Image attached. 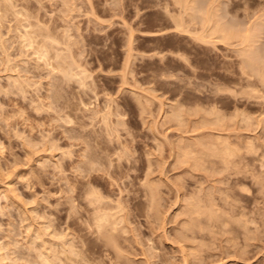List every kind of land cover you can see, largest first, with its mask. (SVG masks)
Instances as JSON below:
<instances>
[{
    "label": "rangeland",
    "instance_id": "1",
    "mask_svg": "<svg viewBox=\"0 0 264 264\" xmlns=\"http://www.w3.org/2000/svg\"><path fill=\"white\" fill-rule=\"evenodd\" d=\"M4 1L0 264H264V0Z\"/></svg>",
    "mask_w": 264,
    "mask_h": 264
},
{
    "label": "bare ground",
    "instance_id": "2",
    "mask_svg": "<svg viewBox=\"0 0 264 264\" xmlns=\"http://www.w3.org/2000/svg\"><path fill=\"white\" fill-rule=\"evenodd\" d=\"M0 1H1V0H0ZM14 1H15V0H14ZM14 1L12 0V3H11V4L14 5V3H16V2H14ZM89 1H90V0H89ZM180 1H181V0H180ZM190 1H191V0H190ZM3 2H4L5 7L2 6L3 4L0 2V4H1V5H0V12H2V14L0 15V17H1V16L3 15V13H5V12L9 15V14H10V13H9V12H10L9 10H13V8L10 9L11 7H10V6H7L8 4H5V3H9L8 1L6 2V1L3 0ZM247 2H248V1H247ZM178 3H179V2H178ZM11 4H10V5H11ZM16 4H17V3H16ZM184 4H185V3H184ZM1 6H2V7H1ZM15 6H16V5H15ZM8 7H9V10H8ZM14 8H15V7H14ZM191 8H192V7H191ZM193 8H194V7H193ZM194 9H195V8H194ZM14 10H15V9H14ZM93 10H94V9H93ZM93 10H91V11H93ZM7 11H9V12H7ZM16 11H17V10H16ZM21 11H23V10H21ZM13 12H14V11H13ZM13 12L11 13V15L14 14ZM188 12H189V11H188ZM210 12H211V11H210ZM6 13H5V14H6ZM16 13H17V12H16ZM208 13H209V12H207V14H208ZM5 14H4L3 16H7V15H5ZM21 14H22V13H21ZM92 14H93V13H92ZM196 14H197V13H196ZM14 15H15V14H14ZM22 15H23V14H22ZM22 15H21V16H22ZM3 16H2V17H3ZM23 16H24V15H23ZM93 16H95V15H93ZM194 16H195V15H194ZM198 16H199V15H198ZM207 16H208V15H207ZM2 17H1V18H2ZM183 17H184V16H183ZM204 17H205V15H204ZM262 17H263V16H262ZM14 18H17V17H14ZM181 18H182V17H181ZM181 18H180V19H181ZM211 18H212V17H211ZM217 18H218V17H217ZM27 19H28V18H27ZM2 20H3V18H2ZM2 20H1V21H2ZM21 20H22V19H21ZM259 20H260V19H259ZM22 21H23V20H22ZM28 21H29V20H28ZM187 21H188V20H187ZM2 22H3V21H2ZM17 22H18V21H17ZM26 22H27V21H26ZM32 22H33V21H32ZM96 22H97V21H96ZM204 22H205V21H204ZM0 23H1V22H0ZM29 23H30V22H29ZM36 23H37V22H36ZM192 23H193V22H192ZM19 24H20V22H19ZM33 24H34V23H33ZM27 25H28V24H27ZM30 25H31V23H30ZM30 25H29V26H30ZM180 25H181V23H180ZM180 25L178 24V27H181ZM191 25H192V24H191ZM218 25H219V24H218ZM259 25H260V24H259ZM262 25H263V24H262ZM20 26H21V25H19V27H20ZM38 26H39V25H38ZM183 26H184L183 28H185L186 24H185V25L183 24ZM247 26H248V25H247ZM17 27H18V26H17ZM17 27H16V28H17ZM33 27H34V25H33ZM218 27H219V26H218ZM218 27H215V28L219 29ZM262 27L264 28V26H262ZM1 28H2V26H1ZM20 28H21V27H20ZM30 28H31V27H30ZM35 28H36V27H35ZM50 28H51V27H50ZM50 28H49V29H50ZM232 28H233V27H232ZM237 28H238V27H237ZM259 28H261V27L259 26ZM37 29H39V28H37ZM213 29H214V28H213ZM22 30H23V29H22ZM26 30H27V29H26ZM177 30H178V29H177ZM181 30H182V28H181ZM183 30H184V29H183ZM186 30H187V28L185 29V31H186ZM221 30H222V29H221ZM18 31H19V30H18ZM28 31H29V30H28ZM37 31H38V30H37ZM228 31H229V28H228L227 32H228ZM248 31H250V30H248ZM13 32H15V31H13ZM24 32H25V31H24ZM53 32H54V31H53ZM205 32H206V31H205ZM227 32H225V33H227ZM229 32H231V30H230ZM20 33H21V32H20ZM25 33H26V32H25ZM35 33H36V32H35ZM35 33H32V30H31V32H27V33H26L27 36H28V38H26L27 36L24 35V34H23V37H22V38H23V40H25V41L28 43V46H30V48H32L31 46H33V49H34L36 55L38 56V58L43 60V59L46 58L45 56H47V55H46V54L48 53L47 47H48L49 45L46 47V42H45V43H44L43 41L40 42L41 40H40V41H37V40H39V39H37V38L40 36L42 39H43V38L47 39L46 37H48V35L45 34V33L42 31V29H39V33H38L37 35H36ZM55 33H56V32H55ZM184 33H185V32H184ZM221 33H222V32H221ZM231 33H232V32H231ZM1 34H2V33H1ZM1 34H0V35H1ZM7 34H9V33H7ZM13 34H14V33H13ZM31 34H32V35H31ZM34 34H35L36 36H34ZM208 34H209V33H208ZM247 34H248V33H247ZM247 34L245 35L246 38H245V39L243 38L244 40L250 38V35H248V38H247ZM56 35H57V34H56ZM190 35H191V34H190ZM197 35H198V34H197ZM210 35H211V34H210ZM222 35H223V36H222ZM235 35H236V32H235ZM37 36H38V37H37ZM191 36H192V35H191ZM208 36H209V35H208ZM224 36L226 37L225 34H221V37H224ZM233 36H234V35H233ZM34 37H35V38H34ZM57 37H58V36H57ZM211 37H212V36H211ZM230 37H231V36H230ZM10 38H11V37H10ZM16 38H17V37H16ZM16 38H15V39H16ZM41 38H40V39H41ZM54 38H55V37H54ZM200 38H201V37H200ZM203 38H204V37H203ZM240 38H241V36H240ZM1 39H2V38H1ZM36 39H37V40H36ZM51 39H53V38H51ZM204 39H205V38H204ZM237 39H238V37H237ZM43 40H44V39H43ZM67 40H68V39H67ZM211 40H212V39H211ZM211 40H210V41H211ZM5 41H6V40H5ZM25 41H24V42H25ZM53 41H54V40H53ZM68 41H69V40H68ZM250 41H251V39H250ZM262 41H263V40H262ZM21 42H23V41H21ZM56 42H57V41H56ZM208 42H209V41H208ZM247 42H248V41H247ZM1 43H2V40H1ZM1 43H0V44H1ZM53 43H54V42H53ZM57 43H59V42H57ZM214 43H215V42H214ZM239 43H240V42H239ZM34 44H36V46H34ZM55 44H56V43H55ZM242 44H244V41L242 42ZM261 44H262V43H261ZM261 44H260V45H261ZM25 45H26V44H25ZM57 45H58V44H57ZM2 46H3V45H2ZM19 46H20V45H19ZM213 46H214V45H213ZM51 47H52V45H51ZM51 47H48V48H51ZM1 48H2V47H0V49H1ZM55 48H56V47H55ZM3 49H4V48H3ZM250 49H251V48H250ZM255 49H256V48H255ZM64 50H65V49H64ZM251 50H252V49H251ZM254 51H255V50H254ZM2 52H3V51H2ZM49 52H50V51H49ZM53 52H54V51H53ZM60 52H61V49H60ZM256 52H257V51H256ZM50 53H52V52H50ZM55 53H56V52H55ZM61 53H64V51L61 52ZM3 54H4V53H3ZM64 54H65V53H64ZM64 54H62V55H64ZM66 54H67V53H66ZM70 54L72 55V53H70ZM58 55H59V52H58ZM260 55H261V54H260ZM31 56H32V55H31ZM65 56H66V55H65ZM251 56H252V55H251ZM257 56H258V55H257ZM26 57H27V56H26ZM28 57H29V56H28ZM48 57H49V56H48ZM254 57H255V56H254ZM251 58H252V57H251ZM52 59H53V58H52ZM52 59H51V60H52ZM65 59H66V58H65ZM72 59H73V58H72ZM246 59H247V58H246ZM249 59H250V58H249ZM253 59H255V58H252V63L254 62ZM73 60H74V59H73ZM76 60H77V59H76ZM250 60H251V59H250ZM27 61H28V60H27ZM31 61H32V60H31ZM55 61H57V60H55ZM65 61H66V60H65ZM74 61H75V60H74ZM47 62H48V61H47ZM59 62H60V61H59ZM62 62H63V61H62ZM72 62H73V61H72ZM32 63H33V61H32ZM48 63H49V62H48ZM57 63H58V62H57ZM73 63H74V62H73ZM77 63H78V62H77ZM51 64H52V63H51ZM55 64H56V63H55ZM60 64H63V63H60ZM64 64H65V62H64ZM67 64H68V63H67ZM256 65H257V64H256V62H255V66H256ZM259 65H260V64H259ZM36 66H37V65H36ZM49 66H50V65H49ZM54 66H55V65H54ZM59 66H60V65H59ZM62 66H63V65H62ZM261 66H262V64H261ZM239 67H240V66H239ZM246 67H247V66H246ZM257 67H258V66H257ZM257 67H256V68H257ZM48 68H50V67H48ZM58 68H59V67H58ZM62 68H63V67H61V69H62ZM64 69H65V68H64ZM75 69H76V68H75ZM80 69H81V67H80ZM257 69H258V68H257ZM260 69H261V68H260ZM262 70H263V68H262ZM262 70H259L260 73H261V76H260V77H262V80L264 81V73L262 72ZM62 71L66 72L65 70H62ZM77 71H78V69H77ZM80 71H81V70H80ZM79 73H80V72H79ZM81 73L83 74L82 71H81ZM81 73H80V74H81ZM75 74H76V73H75ZM77 74H78V73H77ZM84 74H86V76H87L88 73H85V72H84ZM253 74H254V73H253ZM56 75H57V74H56ZM66 75H67V74H66ZM81 76H83V75H81ZM255 76H256V77H259L258 75H255ZM65 78H67L66 80H68V79L71 80V79H72V77L69 78L68 76L65 77ZM78 78H79V77H78ZM81 78H82V77H81ZM81 78H80V79H81ZM77 80H78V79H77ZM83 80H84V79H83ZM24 82H25V81H24ZM239 83H240V82H239ZM84 84H85V82H84ZM250 84H251V86H252V83H250ZM253 84H254V83H253ZM18 85H19V84H18ZM214 85H215V84H214ZM59 87H60V86H59ZM82 87H83V86H82ZM50 88H51V87H50ZM60 92H61V91H60ZM44 101H46V100H44ZM46 107H47V106H46ZM66 108H67V107H66ZM68 109H69V108H68ZM60 111H61V110H60ZM65 111H66V110H65ZM21 112H22V111H21ZM21 112H20V113H21ZM172 113H173V112H172ZM174 113H175V112H174ZM96 114H97V113H96ZM98 114H99V113H98ZM109 114H110V113H109ZM240 115H241V114H240ZM60 116H61V115H60ZM103 116H104V115H103ZM10 117H11V116H10ZM219 117H220V116H219ZM5 118H6V117H5ZM179 118H180V117H179ZM246 118H247V117H246ZM71 119H72V118H71ZM4 120H5V119H4ZM68 120H70V119H68ZM212 120H213V119H212ZM105 121H106V120H105ZM103 122H104V121H103ZM64 123H65V122H64ZM209 135H210V134H209ZM88 136H89V135H88ZM118 136H119V135H118ZM81 137H82V136H81ZM89 137H90V136H89ZM73 138H74V137H73ZM91 139H93V138L91 137ZM94 139L97 140L98 138H94ZM76 140H77V139H76ZM84 140H85V138H84ZM98 141H99V139H98ZM84 142H85V141H84ZM84 142H83V143H84ZM86 142H87V140H86ZM96 142H97V141H96ZM100 142H101V140H100ZM102 142H104V140H102ZM102 142H101V143H102ZM97 143H98V142H97ZM101 143H100V144H101ZM85 144H86V143H85ZM123 144H124V143H123ZM126 145H127V144H126ZM126 145H125V146H126ZM96 146H97V145H96ZM98 146H99V144H98ZM98 146H97V148H98ZM127 147H129V146H127ZM83 149H85V148H83ZM95 149H96V148H94V150H95ZM98 149H99V148H98ZM124 149H128V148H125V147H124ZM81 150H82V149H81ZM81 150H80V152H81ZM96 150H97V149H96ZM99 150H100V149H99ZM84 151L87 153V154H85V152H84V154L88 157V159H86V160H88V161H87L86 163L84 162V163L86 164V165L83 166V167H85L84 169H83L82 166L80 165L81 169H83V170L86 169L87 172H89V173H90L91 171H95L94 173H92L93 175H94L96 172H97V173H96L97 175H99L98 172H100V171H101L100 174H103L102 172H105V173H104V176H106V173L108 172V169H107V168H106L107 170L105 169V170L107 171V172H106V171L104 170L105 167L103 168V165H100L101 163H99V160H98L99 158L97 159L98 162H96L97 160H96V158L94 157V156H96V154L98 155V153L96 152V154H95L94 156H92V155H88V154H90V152L88 153V151H86V149H85ZM124 151H125V152H124ZM124 151H123V152L126 153V150H124ZM82 152H83V151H82ZM82 152H81V153H82ZM100 152H101V151H100ZM109 152H110V151H109ZM127 152H128V150H127ZM111 153H112V152H111ZM100 154H101V153H100ZM108 154H109V153H108ZM108 154H107V156H109ZM81 155H82V154H80L79 156H81ZM85 155H84V157H86ZM98 156H99V155H98ZM107 156H106V157H107ZM112 156H113V154H112ZM115 156H116V154H115ZM213 156H214V155H213ZM221 156H222V155H221ZM223 156H224V155H223ZM81 157H82V156H81ZM87 157H86V158H87ZM96 157H97V156H96ZM100 157H101V156H100ZM120 157H122V156H120ZM82 158H83V157H82ZM101 158H102V157H101ZM109 158H110V156L108 157V159H109ZM112 158H113V157H112ZM223 158H224V157H223ZM223 158H222V159H223ZM224 160H226V159H224ZM79 161H80V160H79ZM104 161H108V160H105V159H104ZM112 161H113V159H112ZM110 162H111V161H110ZM113 162H114V161H113ZM113 162H112V163H113ZM82 163H83V162H82ZM95 163H96V164L99 163V165L101 166V168H100V166H98L99 168H95V167H94V166H95V165H94ZM105 163H106V162H105ZM107 163H108V162H107ZM112 163H108V164H112ZM77 164H78V163H77ZM80 164H81V162H80ZM108 164H107V165H108ZM117 164L120 165V163H117ZM117 164H116V165H117ZM82 165H83V164H82ZM97 165H98V164H97ZM97 165H96V166H97ZM114 165H115V164L113 163V166H114ZM72 166H73V165H72ZM72 166H71V167H72ZM109 166H110V165H109ZM113 166L111 165V167H113ZM39 167H40V166H39ZM78 167H79V166H77L76 168H78ZM115 167H116V166H115ZM117 167H118V166H117ZM117 167H116V168H117ZM73 168H74V167H73ZM101 169H103L104 171L101 170ZM113 169H114V167H113ZM118 169H119V167H118ZM118 169H115L116 172L118 171ZM120 169H121V167H120ZM76 170H77V169H76ZM119 171H120V170H119ZM72 172H73V171H72ZM77 172H78V170H77ZM81 172H82V171H81ZM87 172L84 171V174L87 173ZM110 172H111V171H110ZM79 173H80V172H79ZM121 173H122V172H121ZM124 173H125V172H124ZM84 174H83V175H84ZM108 174H109V175H111V174L114 175V172H113V173L111 172V174L108 172ZM108 174H107V175H108ZM115 174H116V173H115ZM118 174H119V173H118ZM80 175H81V174H80ZM80 175H79V176H80ZM83 175H81V176H83ZM97 175L92 176L91 173H90V174H88V176H87V174H85L86 177H85V176L83 177V178H86L85 181L83 180V181L85 182L84 184H86V181L88 180L87 177L89 178V180L87 181L88 184H90V183H92V182H94V184H95V182H97V181H96V180H97V177H98ZM109 175H108V176H109ZM96 176H97V177H96ZM101 176H102V175H101ZM101 176L99 175V178H100V179H104L103 177L101 178ZM108 176H106V179H107ZM114 176H118V175L116 174V175H114ZM119 176H120V175H119ZM81 178H82V177H81ZM109 178H110V177H109ZM111 178H112V177H111ZM111 178H110V179H111ZM106 179H105V182H107ZM110 179H109V180H110ZM117 179H118V178H117ZM81 180H82V179H81ZM107 180H108V179H107ZM78 181H79V180H78ZM110 181H112V183H111V182L108 183V185H110V187H109V188L106 187L107 189H112V191H113V190H114L113 188H115L117 185H120V184H115L116 182L113 183V181H115V180H110ZM116 181H117V180H116ZM81 182H82V181H81ZM82 183H83V182H82ZM88 184H87V185H83V186H85L84 189L82 188V186L80 187L81 189H83V191L86 193V195H87V194H90V192L92 191V187H93V186H91L92 184H90V188H91V190H90V192L87 193L86 190H88V188H89V185H88ZM111 184H112V185H111ZM113 184H115V187H112V186H114ZM150 184H152V183H150ZM105 185H106V184H105ZM108 185H107V186H108ZM121 185H122V184H121ZM172 185H173V184H172ZM86 186H88V188H87ZM94 186H96V184H95ZM124 186H126V185H124ZM149 186L151 187V185H149ZM152 186H154V185H152ZM11 188H12V187H11ZM74 188H75V187H74ZM74 188H73V190H74ZM90 188H89V189H90ZM81 189H79V190H81ZM117 189H118V188H117ZM154 189H155V190H154ZM16 190H17V189H16ZM121 190H122V189H121ZM153 190H154L153 192H155V191L157 190V188L154 187ZM219 190H220V189H219ZM223 190H224V189H223ZM83 191H81L80 193H82ZM88 191H89V190H88ZM224 191H225V190H224ZM11 192H12V191H11ZM74 192H75V190H74ZM84 192H83V193H84ZM94 192H95V191H94ZM94 192L92 191L91 193H92L94 196H95V194H97V198H96V196L93 197V198H94V199L96 198V200L100 202V205L98 204V205H99L98 207L100 208L101 206H103L102 202L106 203L105 201H108V199H107V200H104V199L102 198V202H101V201H100V199H101L100 197H102L101 194H100V197H99V196H98V191H96L97 193H94ZM157 192H158V191H157ZM77 193H78V192H77ZM85 193H84V195H85ZM119 193H120V191H119ZM155 194H157V193H155ZM158 194H159V193H158ZM210 194H211V193H210ZM73 195H74V194H73ZM77 195H80V194L78 193ZM77 195H75L76 198L73 196V199H78L79 197L77 198ZM84 195L82 194L81 197L84 198V197H85ZM159 195H160V194H159ZM0 196H1V193H0ZM152 196L154 197V194L151 195V199H152ZM204 196H206V194H205ZM157 197H158V195H156V198H157ZM209 197H212V196L209 195ZM88 198H89V197H88ZM90 198H91V197H90ZM99 198H100V199H99ZM156 198H155V199H156ZM207 198H208V195H207ZM79 199H80V198H79ZM200 199H201V197H200ZM202 199H203V198H202ZM204 199H205V197H204ZM92 200H93V199H92ZM103 200H104V201H103ZM198 200H199V199H198ZM198 200H197V201H198ZM212 200H213V198H212ZM72 201H73V200H72ZM125 201H126V199H124V202H123V203H127V202H125ZM151 201H152V200H151ZM200 201H201V200H200ZM210 201H211V199H210ZM226 201H227V200H226ZM68 202H70V205H72L73 203L76 202V200L73 201V202H71V201H68ZM90 202H91V201H90ZM95 202H96V201L94 200V203H95ZM227 202H228V201H227ZM77 203H79V201H78ZM81 203H82V202H81ZM94 203H91V204H94ZM108 203H109V202H108ZM208 203H209V201H208ZM210 203H211V202H210ZM212 203H214V200H213ZM224 203H225V202H224ZM75 204H76V203H75ZM83 204H84V203H83ZM106 204H107V203H106ZM109 204H110V203H109ZM109 204H108L107 208H108L109 206L112 207V205H113L112 203H111L110 205H109ZM197 204H198V203H197ZM197 204H196V205H197ZM200 204H201V202H200ZM200 204H199V205H200ZM225 204H226V203H225ZM227 204H228V203H227ZM73 205H74V204H73ZM78 205H79V204H78ZM95 205H97V203H96ZM95 205H94V206H95ZM126 205H127V204H126ZM199 205H198V206H199ZM202 205H203L202 207H205V206H206V205L204 206V203H202ZM213 205H214V204H213ZM213 205H212V207H213ZM223 205H224V204H223ZM228 205H229V204H228ZM232 205H233V204H232ZM113 206H114V205H113ZM118 206H119V205H118ZM123 206H124V205H123ZM209 206H210V205H209ZM230 206H231V205H230ZM72 207H73V206H72ZM84 207H85V206H84ZM86 207H87V206H86ZM98 207H96V208H98ZM111 207H110V208H111ZM114 207H115V206H114ZM114 207H113V208H114ZM119 207H120V206H119ZM196 207H197V206H196ZM196 207H195V208H196ZM200 207H201V206H200ZM231 207H232V206H231ZM70 208H71V206H70ZM81 208H82V207H81ZM96 208L94 207L93 209H91V210H92V212H91L90 208L88 207L87 209H89L90 212H87V213H93V212H94L93 210H95ZM101 208H103V207H101ZM101 208L99 209L100 211H101V210H102V211L105 210V209H101ZM116 208H118V207H116ZM116 208H114V209L116 210ZM121 208L123 209V208H125V206H124V207L121 206ZM121 208H120L119 210H121ZM210 208H211V206H210ZM7 209H8V208H7ZM126 209H127V208H126ZM126 209L124 210V212L126 211ZM196 209H197V208H196ZM196 209H195V210H196ZM201 209H203V208H201ZM207 209H208V208H207ZM207 209H205V210H207ZM34 210H35V209H34ZM129 210H130V209H129ZM129 210H128V212H129ZM210 210H211V209H210ZM212 210H213V208H212ZM231 210H232V209H231ZM235 210H236V209H235V207H234V211H235ZM237 210H239V209H237ZM84 211H85V210H84ZM97 211H98V209H97ZM100 211H98V213L102 215V211H101V212H100ZM117 211H118V210H117ZM117 211H116V212H117ZM201 211H202V210H201ZM207 211H208V210H207ZM207 211H206V212H207ZM119 212H120V213H121V212L123 213V210H122V211H119ZM199 212H200V210H199ZM202 212L204 213V210H203ZM206 212H205V213H206ZM209 212H210V211H209ZM209 212H207V213L209 214ZM242 212H243V210H242ZM81 213H83V212H81ZM85 213H86V212H85ZM126 213H127V212H126ZM129 213H131V210H130ZM197 213H198V210H197ZM211 213H212V212H211ZM213 213H214V212H213ZM235 213H236V212H235ZM240 213H241V210H240ZM105 214H106V212H105ZM103 215H104V214H103ZM103 215L101 216V218L104 217L105 220H106V219L108 220V218H109V217L106 218L105 216H110V217L112 218L111 215H108V214H106L105 216H103ZM118 215H119V214H118ZM127 215H128V214H127ZM129 215H130V214H129ZM129 215H128V216H129ZM199 215H200V213H199ZM98 217H100V215H99ZM210 217H211V214H210ZM210 217H209V218H210ZM124 218H125V217H124ZM99 219H100V218H99ZM99 219H98L99 222L97 221L98 224L100 223V220H99ZM107 220H106V221H107ZM88 221H89V220H88ZM108 221L111 223V220H108ZM123 221H124V220H123ZM209 221H210V220H209ZM101 223H102V222H101ZM101 223H100V224H101ZM98 224H97L98 228H99V226H103V225H104V223H102V225H100V224L98 225ZM106 224H107V223H106ZM107 225H109V224H107ZM103 227L105 228V226H103ZM199 228H200V227H199ZM100 229H101V227L99 228V231H100ZM107 229H108V228H107ZM39 230H40V229H39ZM101 230H102V229H101ZM103 231H106V230L103 229ZM96 233H98V232H96ZM102 233H103V232H102ZM105 233H106V232H105ZM100 234H101V233H100ZM103 234H104V233H103ZM107 234H108V236L111 235V234L109 235V232H108ZM133 234H134V233H133ZM105 235H106V234H105ZM105 235H104V236H105ZM61 238H62V237H61ZM109 238H111V237H109ZM109 238L107 237V239H109ZM107 239H106V240H107ZM102 240H103V239H102ZM106 240H105V241H106ZM110 240H112V238H111ZM107 241H109V240H107ZM107 241H106V242H107ZM3 243H4V242H3ZM15 244H16V242L14 243V245H15ZM60 245H61V244H60ZM105 245H106V244H105ZM16 246H17V244H16ZM64 246H65V245H64ZM66 246H67V245H66ZM69 246H70V245H69ZM69 246H68V247H69ZM62 247H63V246H62ZM83 247H84V245H83ZM1 248H2V247H1ZM11 248H12V247H11ZM63 248H64V247H63ZM69 249H71V246L69 247ZM74 249H75V248H74ZM84 249H85V248H84ZM84 249H83V250H84ZM58 250H59V249H58ZM55 251H56V250H55ZM72 251H73V250H72ZM81 251H82V250H81ZM86 252H87V251L85 250V253H86ZM2 253H3V252H2ZM74 253H77V252H73V254H74ZM16 255H17V254H16ZM81 255H82V254H81ZM5 256H6V255H5ZM36 256H37V255H36ZM57 256H58V254H57ZM84 256H85V255H84ZM90 257H91V256H90ZM6 258H7V256H6ZM37 258H38V256H37ZM53 258H55V256H54ZM82 258H83V256H82ZM84 258H85V257H84ZM50 259H51V258H50ZM50 259H49V260H50ZM56 259H57V258H56ZM3 260H4V257L0 256V263H1ZM29 260H30V259H29ZM49 260H48V261H49ZM59 260H60V259H59ZM74 260H75V259H74ZM74 260H72V261H73V264H74ZM84 260H85V259H84ZM88 260H89V259H88ZM42 261H43V259H42ZM42 261L40 262L41 264H42V263H46V264L48 263V262H45L46 260H44V262H42ZM57 261H58V259H57ZM60 261H61V260H60ZM60 261H59V262H60ZM76 261H77V260H76ZM76 261H75V264H76ZM86 261H87V259H86ZM31 262H32V261H31ZM33 262H35V261L33 260ZM53 262H55V260L52 261V263H50V261H49L50 264H53ZM63 262H64L65 264L68 263L67 260H66L67 263L63 260V261H61V264H62ZM90 262H91V261H90ZM27 263H28V262H27ZM64 263H63V264H64ZM91 263H93V262H91ZM184 263H185V262H184ZM2 264H3V263H2ZM55 264H56V262H55ZM81 264H82V263H81Z\"/></svg>",
    "mask_w": 264,
    "mask_h": 264
}]
</instances>
